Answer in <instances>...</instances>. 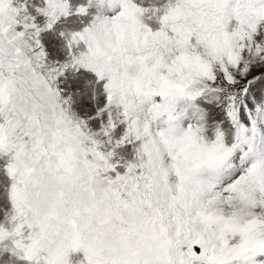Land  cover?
Here are the masks:
<instances>
[{"label":"snow or ice","instance_id":"6c2138e0","mask_svg":"<svg viewBox=\"0 0 264 264\" xmlns=\"http://www.w3.org/2000/svg\"><path fill=\"white\" fill-rule=\"evenodd\" d=\"M16 5L0 0V245L28 264H264V0Z\"/></svg>","mask_w":264,"mask_h":264},{"label":"rangeland","instance_id":"374dc122","mask_svg":"<svg viewBox=\"0 0 264 264\" xmlns=\"http://www.w3.org/2000/svg\"><path fill=\"white\" fill-rule=\"evenodd\" d=\"M27 2L29 5V12L35 13V6L38 5V0H17V5L21 3ZM80 0H71V3L74 6H77L79 4ZM40 20H43L42 17L39 18ZM88 20L85 19V23H87ZM82 27L80 24L79 19L72 18L68 22L62 24L60 26L61 30L68 29V30H79ZM105 117V122H106ZM95 129H99V125H94ZM123 133V127L116 130L114 133V136L116 139H119L120 136ZM108 150H111L110 147ZM134 160V150L132 145H125L119 149H117V155L114 157L113 162H119L121 164L125 162H132ZM6 160L0 159V208L3 209V211H0V224H3L5 227H8L9 230H11V226L7 224L6 222V216L5 212L10 214L11 205L7 198V192L6 188L10 186L11 181L6 175ZM121 174H124L126 171L125 168L119 167L117 169ZM28 235V232H25V236ZM12 245L11 242H6V245H0V264H28L27 261L20 259L18 256L13 255L12 252ZM70 264H87V260L84 256L83 252H77V253H71L69 256Z\"/></svg>","mask_w":264,"mask_h":264}]
</instances>
